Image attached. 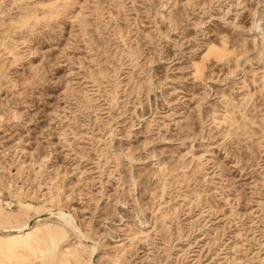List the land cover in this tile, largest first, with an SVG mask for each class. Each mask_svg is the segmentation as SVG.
I'll use <instances>...</instances> for the list:
<instances>
[{
	"label": "rangeland",
	"instance_id": "rangeland-1",
	"mask_svg": "<svg viewBox=\"0 0 264 264\" xmlns=\"http://www.w3.org/2000/svg\"><path fill=\"white\" fill-rule=\"evenodd\" d=\"M26 224L0 264H264V0H0V228Z\"/></svg>",
	"mask_w": 264,
	"mask_h": 264
},
{
	"label": "bare ground",
	"instance_id": "bare-ground-1",
	"mask_svg": "<svg viewBox=\"0 0 264 264\" xmlns=\"http://www.w3.org/2000/svg\"><path fill=\"white\" fill-rule=\"evenodd\" d=\"M52 215H55L56 218L61 222L63 223L65 226H67L68 228L72 229L75 233H77L78 237L80 238H84L83 235L81 234V232L79 231L78 227L76 226L75 224V219L73 218L72 214L68 211H63L61 209H58L57 211L55 212H52V211H48L46 212L43 216L45 217H49V216H52ZM42 219H40V216H36L33 218V223L34 224H37L41 221ZM32 223V224H33ZM31 224V225H32ZM31 227L29 224H26L24 226H21V227H18V228H0V232H3V233H23L24 231H27L29 230ZM14 235V234H13ZM22 235V234H21ZM91 247V254L94 253V246L90 243V246ZM91 260L92 258L89 260V264H91Z\"/></svg>",
	"mask_w": 264,
	"mask_h": 264
}]
</instances>
